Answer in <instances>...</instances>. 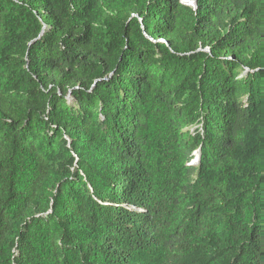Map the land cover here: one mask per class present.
<instances>
[{"label": "trees", "instance_id": "16d2710c", "mask_svg": "<svg viewBox=\"0 0 264 264\" xmlns=\"http://www.w3.org/2000/svg\"><path fill=\"white\" fill-rule=\"evenodd\" d=\"M191 1L0 0V264H264V0Z\"/></svg>", "mask_w": 264, "mask_h": 264}, {"label": "rangeland", "instance_id": "374dc122", "mask_svg": "<svg viewBox=\"0 0 264 264\" xmlns=\"http://www.w3.org/2000/svg\"><path fill=\"white\" fill-rule=\"evenodd\" d=\"M188 1L189 0H182V2L184 3V2H186V4H188ZM189 5V4H188ZM190 130V132H193L194 130H195V128L193 127V128H191V129H189ZM196 153V152H195ZM194 153V154H195ZM196 161H193V163H195Z\"/></svg>", "mask_w": 264, "mask_h": 264}, {"label": "water", "instance_id": "95a60500", "mask_svg": "<svg viewBox=\"0 0 264 264\" xmlns=\"http://www.w3.org/2000/svg\"><path fill=\"white\" fill-rule=\"evenodd\" d=\"M188 4H189L190 6L196 7V6H195V3H194L193 1H191V0L188 1Z\"/></svg>", "mask_w": 264, "mask_h": 264}, {"label": "built area", "instance_id": "2783aa9c", "mask_svg": "<svg viewBox=\"0 0 264 264\" xmlns=\"http://www.w3.org/2000/svg\"><path fill=\"white\" fill-rule=\"evenodd\" d=\"M193 161H196V162H195V163H193ZM193 161H192V164H194V165H197L199 160H198V158H196V159H195V160H193Z\"/></svg>", "mask_w": 264, "mask_h": 264}, {"label": "clouds", "instance_id": "9594fccd", "mask_svg": "<svg viewBox=\"0 0 264 264\" xmlns=\"http://www.w3.org/2000/svg\"><path fill=\"white\" fill-rule=\"evenodd\" d=\"M186 4V2H184Z\"/></svg>", "mask_w": 264, "mask_h": 264}]
</instances>
